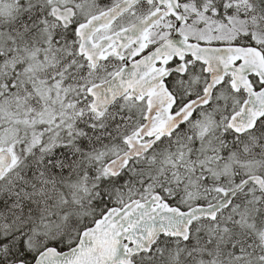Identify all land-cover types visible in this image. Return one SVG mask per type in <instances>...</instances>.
<instances>
[{"label":"snow or ice","instance_id":"obj_1","mask_svg":"<svg viewBox=\"0 0 264 264\" xmlns=\"http://www.w3.org/2000/svg\"><path fill=\"white\" fill-rule=\"evenodd\" d=\"M0 264H264V0H0Z\"/></svg>","mask_w":264,"mask_h":264}]
</instances>
